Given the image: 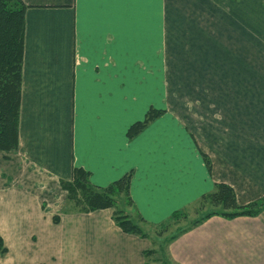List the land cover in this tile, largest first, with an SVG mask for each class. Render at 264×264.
I'll list each match as a JSON object with an SVG mask.
<instances>
[{
    "label": "crops",
    "instance_id": "1",
    "mask_svg": "<svg viewBox=\"0 0 264 264\" xmlns=\"http://www.w3.org/2000/svg\"><path fill=\"white\" fill-rule=\"evenodd\" d=\"M23 2L28 8L20 143L9 152L19 158L13 173L4 174L14 181L0 191V235L6 248L0 264L158 262L154 257L149 262L145 252L151 240L123 232L111 217L112 208L54 213L39 205L32 184L59 185V179L71 178L73 166L89 170L91 182L99 186L133 169L131 196L153 224L210 192L216 173L234 188L239 203L264 193V112L257 123L235 118L244 133L206 153L209 168L168 112L129 138L131 123L143 119L150 107H166L156 57L164 32L162 0ZM23 163L40 175L37 183L16 181ZM169 246L181 264H264V210L230 219L213 215Z\"/></svg>",
    "mask_w": 264,
    "mask_h": 264
},
{
    "label": "rangeland",
    "instance_id": "2",
    "mask_svg": "<svg viewBox=\"0 0 264 264\" xmlns=\"http://www.w3.org/2000/svg\"><path fill=\"white\" fill-rule=\"evenodd\" d=\"M161 12H164V32L162 49L156 57L162 64L164 84L159 95L166 107L154 108L173 114L202 154L208 156L206 153L220 150V142L237 137L243 130L244 125L236 124L235 118L244 124L257 123L264 112V0H162ZM147 53L143 55L151 54ZM9 152L0 151V191L13 179L4 174L13 173L19 158ZM195 163L201 164V159ZM32 170L30 164L19 166V176L15 177L19 185L40 180V175ZM216 176L215 183L221 182L222 174ZM32 185L39 205L44 204L54 213L63 209L66 197L59 185L52 182L41 188ZM55 190L58 193H53ZM123 202L128 204L127 200ZM184 208L186 213L177 220L155 227L166 242L209 205L202 210L199 202L194 201ZM127 209L134 213L132 206ZM172 241L162 244L166 252L159 256L181 264L170 251Z\"/></svg>",
    "mask_w": 264,
    "mask_h": 264
},
{
    "label": "trees",
    "instance_id": "3",
    "mask_svg": "<svg viewBox=\"0 0 264 264\" xmlns=\"http://www.w3.org/2000/svg\"><path fill=\"white\" fill-rule=\"evenodd\" d=\"M27 8L28 6L23 0H0V151L17 150L20 143L19 121L25 12ZM162 113V109L150 107L143 119L131 123L127 132L129 138L138 135ZM205 163L209 168L210 161L208 158L205 159ZM133 173L134 170L131 169L109 184L99 186L91 182V172L89 170L81 166H73L70 179L58 180L59 186L65 192L66 197V203L62 206V211L91 212L112 208V219L123 232L151 240L152 246L145 252L148 254L147 257H154L158 260L155 264H173L170 258L159 256V254L162 255L166 252V246L164 247L162 244L174 240L181 233L190 230V228L213 215L230 219L236 216H255L264 210V195L241 204L238 202L232 186L223 182L215 183L213 189L203 194L197 201L202 210L205 205H209V208L196 217L189 226L179 229L178 233L173 234L166 242L165 239H162L160 233H156L155 227L161 226L171 219L177 220L182 214L186 213L184 210L186 208L174 211L166 221L160 224L147 222L142 214L138 212L131 196L130 186ZM124 200H127L128 204L124 203ZM131 206L134 213L127 209ZM132 214H135L136 217ZM58 220V216L54 215L53 221L57 223ZM4 251L5 247L0 236V252Z\"/></svg>",
    "mask_w": 264,
    "mask_h": 264
}]
</instances>
